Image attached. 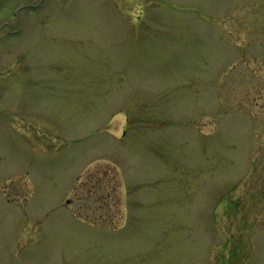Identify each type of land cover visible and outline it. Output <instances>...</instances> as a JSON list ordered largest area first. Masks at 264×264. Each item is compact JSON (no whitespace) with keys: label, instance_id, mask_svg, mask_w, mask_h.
<instances>
[{"label":"rangeland","instance_id":"1","mask_svg":"<svg viewBox=\"0 0 264 264\" xmlns=\"http://www.w3.org/2000/svg\"><path fill=\"white\" fill-rule=\"evenodd\" d=\"M0 88V264H264V0H0Z\"/></svg>","mask_w":264,"mask_h":264},{"label":"trees","instance_id":"2","mask_svg":"<svg viewBox=\"0 0 264 264\" xmlns=\"http://www.w3.org/2000/svg\"><path fill=\"white\" fill-rule=\"evenodd\" d=\"M107 172V171H106ZM110 179V180H109ZM107 178L105 176L104 178H101V180H99V182H96V184H98V186L96 187L97 192H96V201L97 203V208L100 210L105 211V208L109 209L112 213H117V215H119V220H106L105 218H98V219H90L92 220L94 223L97 224H102L104 226H108V227H113L116 228L118 226L121 225L122 223V219H121V215H122V203H121V198L119 196V192L118 191V182L116 180H114V182L111 181L112 178ZM92 189H90V194H93V192L91 191ZM91 198V197H89ZM107 206V207H106Z\"/></svg>","mask_w":264,"mask_h":264},{"label":"flooded vegetation","instance_id":"3","mask_svg":"<svg viewBox=\"0 0 264 264\" xmlns=\"http://www.w3.org/2000/svg\"><path fill=\"white\" fill-rule=\"evenodd\" d=\"M3 95H4V92H3V90L0 88V99L3 97Z\"/></svg>","mask_w":264,"mask_h":264}]
</instances>
